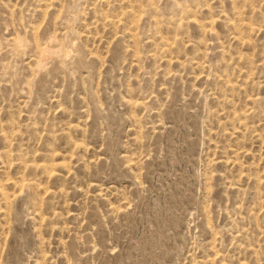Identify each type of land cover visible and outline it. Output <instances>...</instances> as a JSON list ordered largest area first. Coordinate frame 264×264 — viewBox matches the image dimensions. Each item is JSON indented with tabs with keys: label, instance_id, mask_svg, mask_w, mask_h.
I'll return each mask as SVG.
<instances>
[{
	"label": "rangeland",
	"instance_id": "obj_1",
	"mask_svg": "<svg viewBox=\"0 0 264 264\" xmlns=\"http://www.w3.org/2000/svg\"><path fill=\"white\" fill-rule=\"evenodd\" d=\"M0 264H264V0H0Z\"/></svg>",
	"mask_w": 264,
	"mask_h": 264
},
{
	"label": "bare ground",
	"instance_id": "obj_2",
	"mask_svg": "<svg viewBox=\"0 0 264 264\" xmlns=\"http://www.w3.org/2000/svg\"><path fill=\"white\" fill-rule=\"evenodd\" d=\"M51 53H53L52 50H50V49H46V54H51ZM42 56H43V54H42Z\"/></svg>",
	"mask_w": 264,
	"mask_h": 264
}]
</instances>
